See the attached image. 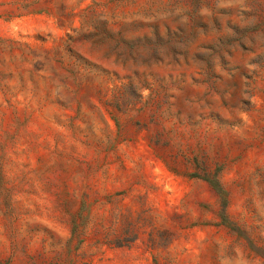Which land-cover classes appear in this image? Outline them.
Here are the masks:
<instances>
[{
	"label": "rangeland",
	"instance_id": "374dc122",
	"mask_svg": "<svg viewBox=\"0 0 264 264\" xmlns=\"http://www.w3.org/2000/svg\"><path fill=\"white\" fill-rule=\"evenodd\" d=\"M0 264H264V0H0Z\"/></svg>",
	"mask_w": 264,
	"mask_h": 264
}]
</instances>
